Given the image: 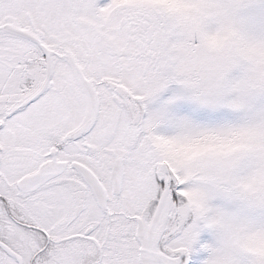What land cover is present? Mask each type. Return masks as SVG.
<instances>
[{"label": "snow or ice", "instance_id": "6c2138e0", "mask_svg": "<svg viewBox=\"0 0 264 264\" xmlns=\"http://www.w3.org/2000/svg\"><path fill=\"white\" fill-rule=\"evenodd\" d=\"M0 264H264V0H0Z\"/></svg>", "mask_w": 264, "mask_h": 264}]
</instances>
